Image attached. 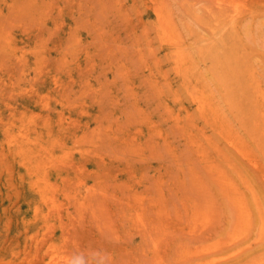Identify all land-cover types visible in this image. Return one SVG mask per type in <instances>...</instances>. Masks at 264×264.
<instances>
[{"label":"rangeland","instance_id":"1","mask_svg":"<svg viewBox=\"0 0 264 264\" xmlns=\"http://www.w3.org/2000/svg\"><path fill=\"white\" fill-rule=\"evenodd\" d=\"M0 264H264V0H0Z\"/></svg>","mask_w":264,"mask_h":264},{"label":"bare ground","instance_id":"2","mask_svg":"<svg viewBox=\"0 0 264 264\" xmlns=\"http://www.w3.org/2000/svg\"><path fill=\"white\" fill-rule=\"evenodd\" d=\"M8 113H9V112H8ZM18 158H19V157H18ZM16 160H17V159H16ZM37 161H38V160H37ZM33 165H34V164H33ZM19 167H20V166H19ZM37 167H38V166H37ZM33 168H34V167H33ZM34 172H35V171H34ZM35 173H36V172H35ZM39 187H41V186H39ZM33 188H34V187H33ZM33 188H32V189H33ZM36 189H37V188H36ZM39 189H40V188H39ZM44 189H45V188H44ZM33 190H34V189H33ZM46 190H47V189H45V192H46ZM53 190H54V189H53ZM38 192H39V191H38ZM42 192H44V190H43ZM37 215H38V214H37ZM38 217H39V216H38ZM49 231H50V230H49Z\"/></svg>","mask_w":264,"mask_h":264}]
</instances>
